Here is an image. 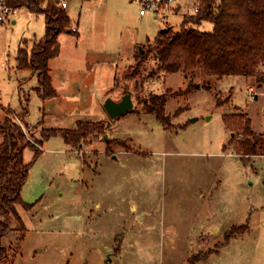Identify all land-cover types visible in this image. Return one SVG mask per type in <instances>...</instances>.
<instances>
[{
    "label": "rangeland",
    "instance_id": "1",
    "mask_svg": "<svg viewBox=\"0 0 264 264\" xmlns=\"http://www.w3.org/2000/svg\"><path fill=\"white\" fill-rule=\"evenodd\" d=\"M50 1L58 0L43 8ZM66 1L78 34L59 37L52 100L16 62L23 40L31 49L45 36L44 15L22 8L15 25L0 27V126L9 116L36 139L79 122L107 129L77 147L57 135L38 156L25 149L30 170L17 209L27 230L14 264H264V156L243 161L224 122L243 113L263 134L264 99L249 96L263 86L255 77L168 74L151 59L130 75L148 40L193 14L192 0L144 16L138 0ZM123 86L134 109L111 119L103 104ZM151 94L167 96L168 125L143 104Z\"/></svg>",
    "mask_w": 264,
    "mask_h": 264
},
{
    "label": "trees",
    "instance_id": "2",
    "mask_svg": "<svg viewBox=\"0 0 264 264\" xmlns=\"http://www.w3.org/2000/svg\"><path fill=\"white\" fill-rule=\"evenodd\" d=\"M44 1H15L16 5L31 13L44 15L46 25L45 36L35 42L31 49L28 47L29 40L22 41L24 46H20L16 62L18 69L36 74L37 92L44 101H48L58 95L53 86L50 61L60 54L59 37L66 31L74 32L71 30L70 16L59 6V2L50 1L47 8H43ZM199 1L198 12L192 15L185 13L188 18L179 30L169 24L153 41L148 40L144 51H138L134 71L130 75L134 76L141 65L151 59L156 62L157 69L168 74L183 71L191 77L202 74L206 79L255 77L256 83L261 86L263 77L259 68L264 64V0ZM176 8L182 7L179 5ZM187 23L196 26L208 23L213 28L202 31L188 27ZM166 103L165 95L151 94L143 100L148 112L164 125L170 123ZM224 122L238 139L232 145L243 161L253 156H264V133L258 134L253 130L252 121L247 115H227ZM22 124L5 116L0 126L3 135L0 143V264L15 263L21 255L27 230L17 209L18 205L23 204L21 193L30 170V164L24 161L25 149L31 148L38 156L43 152L44 142L57 135H61L68 145L77 147L91 138L104 135L107 129L104 121L79 122L77 130H44L41 138L36 139ZM240 136H243V141L239 139Z\"/></svg>",
    "mask_w": 264,
    "mask_h": 264
},
{
    "label": "built area",
    "instance_id": "3",
    "mask_svg": "<svg viewBox=\"0 0 264 264\" xmlns=\"http://www.w3.org/2000/svg\"><path fill=\"white\" fill-rule=\"evenodd\" d=\"M16 0H0V27L8 28L16 24V17L18 16L20 10L23 8L15 4ZM187 1V0H186ZM194 3L193 14H196L200 8L199 0H192ZM59 6L63 9L68 7L66 0H58ZM140 6V14L142 16L146 15L148 12H152L157 15L160 11H163L164 8H169L170 6L178 7L181 6L180 0H138ZM72 32L76 33L77 29L72 28ZM259 72L263 77L261 86V91H256L255 88H249V96L253 102H256L259 96H262L264 99V64L260 66ZM263 122H264V108H263ZM239 139H243V136H240Z\"/></svg>",
    "mask_w": 264,
    "mask_h": 264
},
{
    "label": "water",
    "instance_id": "4",
    "mask_svg": "<svg viewBox=\"0 0 264 264\" xmlns=\"http://www.w3.org/2000/svg\"><path fill=\"white\" fill-rule=\"evenodd\" d=\"M126 87L127 86H123V94L121 95L120 99L116 100L112 97H108L103 104L105 111L111 119H116L119 116L126 114L134 109V96L132 92ZM109 260L110 258H108L106 263H108Z\"/></svg>",
    "mask_w": 264,
    "mask_h": 264
},
{
    "label": "crops",
    "instance_id": "5",
    "mask_svg": "<svg viewBox=\"0 0 264 264\" xmlns=\"http://www.w3.org/2000/svg\"><path fill=\"white\" fill-rule=\"evenodd\" d=\"M67 9V8H66ZM66 9H65V11H66ZM77 34H78V29H77V32H76ZM53 81V80H52ZM56 98V97H55Z\"/></svg>",
    "mask_w": 264,
    "mask_h": 264
}]
</instances>
